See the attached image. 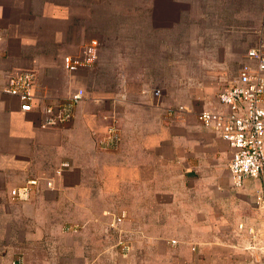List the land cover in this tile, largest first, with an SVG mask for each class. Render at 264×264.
Wrapping results in <instances>:
<instances>
[{
	"label": "crops",
	"instance_id": "obj_1",
	"mask_svg": "<svg viewBox=\"0 0 264 264\" xmlns=\"http://www.w3.org/2000/svg\"><path fill=\"white\" fill-rule=\"evenodd\" d=\"M63 3L0 0V264H264V197L256 200L264 182L235 187L229 144L196 119L201 108H220L215 92L197 105L183 99L186 110L172 117L163 108L177 105L157 108L140 83L133 91L93 86L98 57L64 66L90 39ZM24 72L33 75L29 112L3 91ZM77 89L84 99L70 121L42 128L44 107ZM113 109L120 142L103 151L97 140ZM63 163L69 168L57 174ZM32 179L53 186L11 197ZM121 212L118 231L109 229ZM71 225L82 228L64 233Z\"/></svg>",
	"mask_w": 264,
	"mask_h": 264
},
{
	"label": "rangeland",
	"instance_id": "obj_2",
	"mask_svg": "<svg viewBox=\"0 0 264 264\" xmlns=\"http://www.w3.org/2000/svg\"><path fill=\"white\" fill-rule=\"evenodd\" d=\"M61 2L78 13L81 33L90 39L84 45L97 43L99 69L93 86L133 91L140 83L143 93L158 89L171 105L184 106L187 98L197 105L205 90L217 95L238 72L246 51L264 44V0ZM115 131L119 140L115 148L100 146L103 135L97 147L117 149L118 122ZM66 212L62 210L61 216ZM49 214L46 210L45 217ZM80 227H63V232ZM21 260L14 262L22 264Z\"/></svg>",
	"mask_w": 264,
	"mask_h": 264
},
{
	"label": "built area",
	"instance_id": "obj_3",
	"mask_svg": "<svg viewBox=\"0 0 264 264\" xmlns=\"http://www.w3.org/2000/svg\"><path fill=\"white\" fill-rule=\"evenodd\" d=\"M97 43L92 40L87 44L80 57L73 59L64 58V66L68 71H74L85 63H92L97 58ZM33 75L31 73H17L8 77L5 93L17 97L20 101V110L29 112L33 109ZM154 105H161L162 94L155 89L150 92ZM84 99L83 89H77L64 104H52L44 107L42 128L55 127L67 123L72 118V109ZM220 105L218 109L201 108L196 113L197 121L206 129L226 141L231 150V159L228 164V172L232 184L242 187L246 178L261 180L264 182V44L258 43L249 48L240 64L238 72L229 79L227 85L216 96ZM184 106H169L163 108L166 115L175 116L185 111ZM116 115V117H115ZM108 123H112L106 129L100 140V146L104 149H113L118 141L115 131L117 114L113 110L103 117ZM109 126V125H108ZM99 145V144H98ZM69 168L68 163H63L57 170ZM41 183L45 188H52L50 180L32 179L22 187L13 189L11 197L16 200H27L31 189L40 188ZM37 190V191H38ZM39 192V191H38ZM264 197V190L259 191L256 197L260 202ZM125 218V213L113 217L109 229L118 231V226ZM75 231V229L73 230ZM174 243V241H172ZM10 264H16L14 261ZM20 264V263H17Z\"/></svg>",
	"mask_w": 264,
	"mask_h": 264
}]
</instances>
